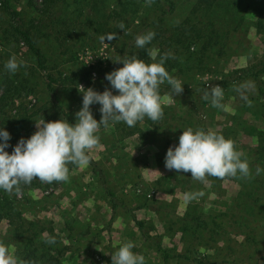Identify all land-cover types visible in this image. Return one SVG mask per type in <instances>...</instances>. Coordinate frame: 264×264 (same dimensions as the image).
Masks as SVG:
<instances>
[{
  "label": "trees",
  "instance_id": "trees-1",
  "mask_svg": "<svg viewBox=\"0 0 264 264\" xmlns=\"http://www.w3.org/2000/svg\"><path fill=\"white\" fill-rule=\"evenodd\" d=\"M184 1L187 3L184 15L180 20H175L174 12L178 9V3H182L180 0H154L150 7L146 6L145 0H41L38 7L34 6L31 0H25L27 8L31 12L26 18L22 17V10L17 8L12 0H0V13H4L8 20L6 27L2 30L1 37L7 39L9 34L12 39L22 42L25 51L35 65L33 70H39L42 73L41 81L48 97L37 106L34 104L31 107L22 105L20 111L16 110L13 114L6 115V118L10 119V128L4 127L3 129H6L11 136L6 151L12 152L15 142L20 137L21 130L25 132V135L33 133L30 130L31 122L38 118L44 119L45 122L48 119L49 121L67 119L70 123H74L75 120L69 117V113L64 110L61 100L57 98L53 83L57 82V85L63 87L66 83L70 84L80 79H88V71L82 68L63 74L59 72L56 77L48 73L46 70L47 54L38 43V37L43 33L40 29L41 26H45V28L49 26L54 35L56 46L63 47L62 49L65 51L70 50L72 55L74 50L71 49L68 40L74 37L72 33L77 29H81L80 44L87 43L85 40L92 35L100 34L102 36L116 33V37L119 39L118 49L127 50L126 55L128 57L136 56L146 63H151L153 62L150 56L152 50H157L160 55L170 52L174 58L167 59L164 65L169 73L176 72L183 76H189L195 73L194 69H204L214 58L211 53L216 49L214 44L224 33L220 28L222 21H229L235 26L244 13L251 11L254 15H258L254 23L258 26H262L263 23L264 0H216L223 6V14L227 12L220 21L214 20L205 13L212 5V0ZM120 22L125 25L123 31L117 27ZM148 31L155 32L154 39L144 48H137L135 45L136 36ZM74 38H79V34ZM2 44L6 45L5 42ZM215 55L217 58L221 54L216 53ZM263 74L264 57L256 63L240 68L234 78L250 77L256 87L255 99H261L264 98V82L261 78ZM224 83L226 80L220 81V84ZM35 84L34 75L25 76L20 72L12 74L0 68V85L3 86V92L0 93V111L3 112L6 106L11 105L12 100L17 98L22 91L24 93L33 92ZM182 87L181 102L174 103L178 111L176 114L185 115L184 119L177 120L178 125L171 123L175 117L169 119L167 116L168 110L172 106L170 104L164 107L163 119L156 123L145 118L138 122L135 127H128L124 122H110L108 127L101 126L98 135L103 147L102 150H104L102 151L103 159L107 161V164L102 166L90 156L91 161L88 167L91 168L97 181L95 186H99L107 195H110L112 199L111 209L117 206L124 207L125 202L122 198H117L118 202H116V198H114L116 190L107 186L108 176L115 183L120 184L118 190L121 191L122 186L129 181V178L138 175L137 162L140 157L142 158V156L134 158L127 150H124L127 137L134 135L140 139L143 146L147 145L154 148L155 155H163L168 150V144L177 139L183 130L188 127H192L194 130L196 128L206 130L204 118L219 113L220 109L212 106L206 108L209 102L202 99L206 88L196 80L192 86L183 85ZM73 88L74 86L71 87V89ZM169 89L167 83L162 85L161 95L167 93ZM113 94H117L115 90ZM248 98L250 100L253 97L248 96ZM239 101L244 100L239 97ZM242 106L244 107L243 113L246 111L247 116L250 115L255 120L264 123V111L262 109L252 110L244 103ZM99 109L100 107L93 114L97 121L101 118ZM186 115L192 117L188 119ZM238 116L240 115L235 107V112L225 122H222L221 128L213 131L233 140L237 131L251 136L253 142L247 146L241 147V144L234 141L237 149L243 148L241 151L250 163L253 179L230 178L237 185L236 192L233 196L218 197L217 201L212 200L213 205L218 209L217 213L213 212L211 206L204 210L197 201H193L185 205L180 214H175L169 223L167 222L168 230L172 229L174 233L178 232L184 237L188 234L199 236L202 233L209 234L223 228V214L220 212L222 207L230 205L231 208L236 209V216L227 218L225 223L238 229L241 236L238 248L226 244L223 254L218 252L205 254V258L201 257L196 260L198 264H264V172H261L259 176L255 175L257 167L264 169V129L256 124L246 122L245 117L237 118ZM156 157L158 158V156ZM127 159H130V164L127 163ZM175 174L178 176L175 183L176 187L186 189L184 182H190V173L173 171L165 175L173 180ZM208 180L207 187L209 190L213 193L218 192L216 179L209 177ZM131 183L132 191L128 194L130 199H134L135 195L138 194L142 197H148L147 192L141 191L135 186L136 180H132ZM36 186V182L32 181L30 185H22L21 191L26 187L35 189ZM225 197H228V200L224 201ZM27 198L29 199V196ZM19 199L16 197V193L9 195L0 190V219L3 218L6 221L5 232L16 239L14 254L26 264H81L72 260L78 257L76 252L71 251L70 255L64 254L68 248L59 238L61 233H66L67 236L76 235L69 232V224L71 225L74 221L73 216L67 212L69 210L67 209L66 212L62 213L65 222L62 221L58 224L46 217L32 218L26 216L25 211L30 210L32 201L27 199L29 202L24 203L25 198L22 196ZM136 205L137 207L146 205L145 199ZM128 213L138 235L143 238L142 241L146 243V240H153V251H160L162 264H167L169 253L164 249V246L160 245V242L165 235L168 236V231L153 236L149 233L144 218L137 217L130 208L127 210ZM227 213L234 215V212H230V210ZM67 218H69L68 221H66ZM109 222L110 220L107 224ZM130 233L133 235V231ZM47 236H54L56 242L54 244L46 243ZM142 249H144L143 246Z\"/></svg>",
  "mask_w": 264,
  "mask_h": 264
},
{
  "label": "rangeland",
  "instance_id": "rangeland-1",
  "mask_svg": "<svg viewBox=\"0 0 264 264\" xmlns=\"http://www.w3.org/2000/svg\"><path fill=\"white\" fill-rule=\"evenodd\" d=\"M34 6H40L41 0H31ZM182 3H178V9L174 12V19L180 20L184 11L187 8V3L184 0H180ZM17 8L22 10V17H27L30 15V9L27 8L25 0H12ZM212 5H208L209 8L205 11L207 16H210L214 20L220 21L221 18L227 13L223 14V6L216 0H212ZM239 19L238 23L234 26L229 21H222L220 28L224 31L221 38L217 40L214 44L215 50L211 53L213 57L216 58V53L221 54L217 56L216 60L212 58L210 62L204 69H194L195 73L189 76H183L180 73L172 72L170 75L182 81L184 86H192L194 80L201 84L204 88L209 85L214 84L220 85L224 90V99L222 101L224 108L219 110L218 114L213 116H208L204 118V125L206 130H219L221 128L222 122L226 121L229 116L238 110L237 118L245 117L246 122L258 125V127L264 129V123L255 120V118L250 115L247 116L246 111L243 113L242 103L246 104L245 101L240 102V95L234 91V86H239L251 82L254 84L250 77L234 78L240 68H244L250 64L258 62L264 57V16L262 17V26L256 25L255 19L258 15H254L253 12L247 11L246 14ZM8 22L7 17L4 13H0V68L5 69V63L8 59L15 55L17 60H23L26 62V67H21L17 72L25 76L34 75V80L36 82L33 92L22 91L17 98L12 100V104L6 106L5 110L0 111V121L2 125L1 128H10V119L6 118V115L13 114L16 110L22 109V105L31 107L33 104L37 106L42 103L43 99H47V92L45 87H43L41 77L42 73L39 70H33L34 64L28 53L25 51L21 41L12 39L11 35L8 34L7 39L1 37L2 30L6 27ZM41 32H43L38 37L39 45L45 50L47 54L48 62L46 63V70L52 76L56 77L59 72L68 73L71 70H77L82 68L88 71V79H80L74 83H66L61 87L57 85L58 83H53L55 86V94L57 98L61 100L64 110H67L69 117L75 120V113L78 112L82 107L83 94L79 92L77 86L78 83H84L88 88H92L95 91L110 89V82L105 78L106 74L117 69L121 63L114 62L120 57L127 56V50L121 51L118 49V38L112 41H105L103 37L105 35H92L85 41L87 43L80 44L81 29H77L72 35L75 37L79 34V38H70L68 44L71 49L74 50L73 55L70 50H63V47H57L54 43V35L48 26L40 27ZM45 33V35H44ZM5 42L6 45L2 43ZM127 48V47H126ZM85 50H88L85 52ZM81 55V57H80ZM85 56V60L83 57ZM100 56H104L100 58ZM93 61V67L96 71V77L92 78L90 76L91 64L89 61ZM109 69V70H108ZM264 82V74L261 76ZM221 80H226V83L220 84ZM208 81L209 85L205 86L204 82ZM29 82V81H28ZM30 83V82H29ZM31 84V83H30ZM182 85V86H183ZM71 89V87H73ZM170 88V86H169ZM3 92V86L0 85V93ZM171 92V89L167 93L162 94L166 96ZM248 96L253 97L251 100L252 106H248L249 109H262L264 111V98L255 99L256 87L246 93ZM76 96V99L74 97ZM182 97H174V101L171 104V108L168 110V118L175 117L171 123L172 125H178L177 120L184 119L185 115H177V108L174 106L175 102H181ZM206 108H211L210 100H208ZM174 106V107H173ZM179 106V105H178ZM100 105L94 104L91 106L92 114H95L96 109ZM238 108V109H237ZM247 108V107H246ZM248 108L246 110H248ZM243 113V115H242ZM242 115V116H241ZM188 119L191 117H188ZM42 119H37L31 122V132H35L36 123H39ZM49 121V119H48ZM6 130V129H4ZM21 130L19 134V139L15 142V145L21 138L28 139L33 133L25 135V132ZM262 138V137H261ZM234 140L237 144L242 146L250 145L253 140L251 136L245 134L244 132L237 131L234 134ZM10 142V140L8 141ZM179 143V137L168 144L169 147H175ZM9 144V143H8ZM102 145L89 150L90 154L95 156V160L102 166L107 164V161L103 159L102 155ZM7 149V148H6ZM5 149V150H6ZM153 148L152 147H140L134 143V140L126 138L124 150L128 151L132 157L142 156L138 160V175L136 177L129 178L121 191L118 190L119 185L115 183L110 177L107 178L108 188L115 189L116 195L114 198H122L126 204H130L132 212L137 214L141 218H145V225H147L149 233L154 235L168 231V236L165 235L164 239L160 242L161 246H164L169 253L167 258V264H198L196 261L198 258H205V254H212L213 252H218L223 254L225 252L224 246L226 244H231L234 248H238V242L241 240V236L238 229L234 226L225 223L226 220L236 216L235 208H231L230 205L221 208V213L223 214V228L215 231L213 233H202V235H182L178 232H173L169 229L167 222L182 212L185 207L183 201V193L187 191H202L204 196L197 200V203L204 210L208 207H212L214 213H217L218 209L213 205L212 200L217 198H223L224 196H233L236 192L237 185L230 178L220 180L216 179L218 192L213 193L209 190L208 183H199L195 181L192 177H189L190 182H184L183 187H176L178 176L174 175L172 180L165 174H169L174 170H168L165 167V156L166 152L162 155L163 160H153ZM242 150L243 148H239ZM134 152V153H133ZM133 154V155H132ZM245 155V154H244ZM148 157V160H147ZM150 157V158H149ZM161 157V156H160ZM159 157V158H160ZM127 163L130 164V159H127ZM70 168V182H53V183H41L39 180H33L36 182V188L26 187L22 191L16 193V197L19 199L21 196L25 198L24 203H28L27 196L31 202L30 210L25 211V215L35 218H49L52 219L54 223L65 222L64 212L68 209L72 219L74 220L70 226L69 232L76 234L67 236L66 233L59 235L60 241L67 245L68 251L64 254L70 255L71 251L76 252L78 257L72 260L79 262L81 264H111V255H113L118 248L122 245L124 239H122L117 234L118 227V216L122 218L123 215L129 217L127 214V208L117 206L111 209L112 199L110 195H107L105 191L99 186H95L97 181L91 170V168L81 167L76 165H69ZM92 172V173H91ZM136 180L135 186H137L141 191L151 192L148 197H142L140 194L135 195L134 199H130L129 193L132 191L131 182ZM174 180H176L174 182ZM35 184V183H34ZM78 186H75L77 185ZM224 190V191H223ZM23 193V194H22ZM36 196V197H35ZM35 197V199H32ZM142 199H145L147 210L140 212L137 209V203ZM20 200V199H19ZM228 197H225L226 201ZM118 204V203H117ZM119 205V204H118ZM42 206V207H39ZM73 208V209H71ZM234 212L232 216L227 212ZM227 214V215H226ZM137 216V217H138ZM76 218V219H74ZM228 218V219H227ZM67 218L66 221H68ZM110 222L107 224V222ZM129 229V225L126 226ZM6 221L5 219H0V241L7 245L10 251L14 252V247L16 239L10 234L5 232ZM68 230V229H67ZM67 232V231H66ZM133 239V238H132ZM125 242V241H124ZM135 247L134 252L141 251L142 247L148 252L153 251V240H146V243L140 239L132 240ZM146 247V249H145ZM152 250V251H151ZM238 250V249H237ZM151 264H162L160 251H154V256L151 254Z\"/></svg>",
  "mask_w": 264,
  "mask_h": 264
},
{
  "label": "clouds",
  "instance_id": "clouds-1",
  "mask_svg": "<svg viewBox=\"0 0 264 264\" xmlns=\"http://www.w3.org/2000/svg\"><path fill=\"white\" fill-rule=\"evenodd\" d=\"M153 2L145 0L149 7ZM117 27L122 31L125 29L123 22ZM154 36L153 31L136 36V47L149 45ZM103 39L110 42L116 39V33L106 34ZM150 56L151 63L136 56H124L114 61L123 66L106 74L105 78L117 94L108 89L97 92L79 85L83 100L81 109L75 113L74 123L67 119L47 122L42 119L36 123L37 130L28 139L21 138L11 153L5 150L9 147L11 136L0 128V190L11 195L20 192L22 185H30L33 180L49 184L70 182L69 165L87 167L90 164L89 150L99 146L101 126L108 127L110 122H124L128 127H135L145 118L153 123L163 119L164 107L172 104L174 97L183 93V83L170 75L164 66L167 59L174 58L170 52L160 55L157 50H152ZM26 66V62L17 60L15 55L5 63V69L12 74ZM165 83L170 86L171 92L162 96L161 86ZM253 88L254 84L248 82L234 86L233 90L247 106H252L246 93ZM202 99L210 100L214 108H224V90L218 84L206 87ZM97 103L101 113L99 121L91 111V106ZM165 167L177 173H190L193 180L201 183H208L209 177L220 180L253 179L250 163L244 153L237 149L233 139L201 128L194 130L188 127L182 131L178 145L169 147L166 152ZM261 172L264 169L257 167L255 175L259 176ZM203 196L202 191H187L183 193V201L187 205ZM45 242L54 244L56 240L54 236H47ZM134 247L132 241L124 242L111 255V264H146L145 257L134 252ZM0 264L26 262L0 241Z\"/></svg>",
  "mask_w": 264,
  "mask_h": 264
},
{
  "label": "crops",
  "instance_id": "crops-1",
  "mask_svg": "<svg viewBox=\"0 0 264 264\" xmlns=\"http://www.w3.org/2000/svg\"><path fill=\"white\" fill-rule=\"evenodd\" d=\"M127 138H129V139H132V140H134V143H136L137 144V146H141L142 144H141V142H140V139H138L137 137H135L134 135H131L130 137H127ZM99 145H101L100 143H99ZM143 146V145H142ZM141 146V147H142ZM147 146V145H146ZM148 147V146H147ZM153 150V156H152V158H153V160H155V158L158 160H163V158H162V155H155V150H154V148L152 149ZM89 155L94 159L95 158V156H93L92 154H90V152H89ZM156 156H158V158L156 157ZM161 156V157H160ZM160 157V158H159ZM150 158V157H149ZM147 160H148V157H147ZM125 208H131V206H130V204H126L125 206H124ZM137 209L141 212L142 211V209L143 210H147V208H146V206L145 205H143V206H139V207H137ZM136 216H138L137 214H135ZM119 218H118V222H117V224H118V227H117V234L122 238V239H124V241L125 242H127V241H132V240H134V239H143V238H141L139 235H138V232H137V230H136V228L133 226V222H132V220H131V218L130 217H127L126 218V216L125 215H123L122 216V218H120V215L118 216ZM139 217V216H138ZM145 219V218H144ZM127 225H129V229H127ZM133 231V235H131V233L130 232H132ZM133 238V239H132ZM124 241H123V243H124ZM140 247H142V245L140 246ZM142 249V248H141ZM138 254H141V255H143L144 257H145V261H146V264H151L150 262H151V259H152V257L150 256L151 254L154 256V251H152V252H148V250L146 251V250H144V249H142L141 251H139V252H137ZM161 259H162V257H161ZM168 263H169V261H167Z\"/></svg>",
  "mask_w": 264,
  "mask_h": 264
},
{
  "label": "built area",
  "instance_id": "built-area-1",
  "mask_svg": "<svg viewBox=\"0 0 264 264\" xmlns=\"http://www.w3.org/2000/svg\"><path fill=\"white\" fill-rule=\"evenodd\" d=\"M88 50H85V52H87ZM80 57H81V55H80ZM102 57H104V56H100V58H102ZM83 59L85 60V56L83 57ZM89 63L91 64V68H90V76L92 77V78H95L96 77V71H95V69H94V67L92 66L93 65V61L92 60H90L89 61ZM123 65H120L119 67H122ZM118 67V68H119ZM79 85H83V87L85 88V89H88V86L86 85V84H84V83H78L77 84V86H78V88H79ZM204 85L205 86H208L209 85V82L208 81H205L204 82ZM215 85H217V84H214L213 86H215ZM108 90H110V89H108ZM104 90H100V91H98V92H103ZM151 192H147V196H149V195H151L150 194Z\"/></svg>",
  "mask_w": 264,
  "mask_h": 264
}]
</instances>
